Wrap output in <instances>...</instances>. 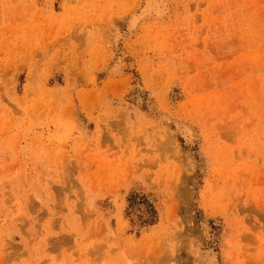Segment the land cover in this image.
Here are the masks:
<instances>
[{
    "label": "rangeland",
    "instance_id": "374dc122",
    "mask_svg": "<svg viewBox=\"0 0 264 264\" xmlns=\"http://www.w3.org/2000/svg\"><path fill=\"white\" fill-rule=\"evenodd\" d=\"M0 264H264V0H0Z\"/></svg>",
    "mask_w": 264,
    "mask_h": 264
}]
</instances>
